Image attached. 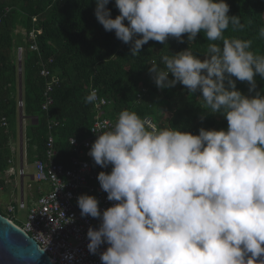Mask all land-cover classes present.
<instances>
[{
  "label": "clouds",
  "instance_id": "clouds-1",
  "mask_svg": "<svg viewBox=\"0 0 264 264\" xmlns=\"http://www.w3.org/2000/svg\"><path fill=\"white\" fill-rule=\"evenodd\" d=\"M109 2L95 0L94 15L132 56L150 40L167 46L170 37L194 42L203 33V59L190 47L168 51L149 73L158 89L179 83L200 92L206 112L221 114L227 128L153 131L124 109L109 130L91 129L88 155L111 165L97 179L115 203L101 212L95 196H78L81 216L100 220L87 231L88 251L107 244L101 264H264V94L255 79H264V54L250 39L225 35L230 25L243 28L226 0H115V18ZM237 80L248 83V95ZM96 101L95 89L84 97Z\"/></svg>",
  "mask_w": 264,
  "mask_h": 264
},
{
  "label": "trees",
  "instance_id": "trees-1",
  "mask_svg": "<svg viewBox=\"0 0 264 264\" xmlns=\"http://www.w3.org/2000/svg\"><path fill=\"white\" fill-rule=\"evenodd\" d=\"M226 2L230 5L229 15H239L243 28L233 31L230 25L225 35L250 39L252 50L264 54V39L259 37V29L264 26V0ZM95 7V0H0V175L8 164V140L15 134L18 115L14 39L19 37L21 44L23 34L16 33L17 27L25 35L33 31L34 38L28 43L36 46L35 51L26 50L21 59V113L36 119L24 135L29 161L42 158L49 131L46 118H50L58 122L50 130L57 151L56 162L66 165L71 153L67 139L84 138L95 117L93 103L84 102L89 87L96 88L99 96L109 102L101 111L107 118L117 120L118 114L128 109L141 118L150 117L157 130L180 127L182 131L198 134L201 127L227 128L221 114L206 112L200 92L190 95L179 83L172 88L158 89L149 73L151 64H159L163 55L188 47L203 59L209 43L203 33H198L194 42L187 41V34L183 43L170 37L168 49L150 40L142 46L141 53L132 56L130 45L117 39L114 31H105L97 21ZM107 7L112 18L119 15L115 0H110ZM41 62L58 79L49 93L52 102L45 113L40 109L45 89V79L39 75ZM255 79L256 91L264 94V79L259 75ZM236 86L245 95L249 94L247 82L237 80ZM90 164L94 169H101L92 158Z\"/></svg>",
  "mask_w": 264,
  "mask_h": 264
},
{
  "label": "built area",
  "instance_id": "built-area-1",
  "mask_svg": "<svg viewBox=\"0 0 264 264\" xmlns=\"http://www.w3.org/2000/svg\"><path fill=\"white\" fill-rule=\"evenodd\" d=\"M22 34V42H24L26 49L22 46L15 48L18 77H21V59L26 50H36L34 44L28 43V40H33L34 32L31 31L27 35ZM39 75L45 79L44 99L40 106L41 111L45 113L52 102L49 93L52 87L57 84L58 79L42 62L40 63ZM93 89L97 92V101L93 103L94 120L84 138L78 140L70 137L67 139L71 153L67 158L66 165L56 162L57 151L54 145V137L50 132L51 128L58 126V122L46 118L49 131L44 141L42 158L35 159L31 164L33 169L31 180L35 183H46L49 186L48 191L28 205L23 200H19L15 205L9 204L6 208L7 214L13 213L15 208L26 210L22 227L16 226L35 241L38 247L46 253L52 264H101L100 253L108 247L107 244H102L96 254H91L88 251L87 231L89 227L98 228L100 220L90 216L82 217L77 203V198L81 194L95 196L99 201L101 212L115 203L107 199V193L101 189L97 179L99 172H110L111 165L100 170L94 169L90 164L91 157L88 155L92 143L97 138V133L109 130L116 122L115 119L107 118L101 114L102 108L109 102L104 97L99 96L96 88L89 87L87 95ZM140 90L144 92V88ZM139 96V94L136 96L137 99ZM17 109L21 112L22 101L19 93ZM142 119L146 121L150 130H157L156 124L150 117ZM2 125H5L4 122ZM7 162L9 163V160ZM16 174L23 177L24 169L20 167ZM9 220L14 224L10 218Z\"/></svg>",
  "mask_w": 264,
  "mask_h": 264
},
{
  "label": "crops",
  "instance_id": "crops-1",
  "mask_svg": "<svg viewBox=\"0 0 264 264\" xmlns=\"http://www.w3.org/2000/svg\"><path fill=\"white\" fill-rule=\"evenodd\" d=\"M35 122H36V119L34 117H25L23 116L21 112L18 111V115L16 118L15 134L14 136H10L8 140V148L10 151V156L8 158L9 163L7 164V167L3 171L2 175H0V180L3 181V186L0 187V193H4L5 191H8L7 187L11 186L14 190L19 189L20 191L19 200H23V201H24L23 179L25 177L28 178L29 183H27L26 187L29 192L28 194L29 199H28L27 205L31 203L32 201H34L41 194L48 191L49 189V186L46 183H35L31 180V174L33 173L31 164L34 160L32 161L28 160L26 141H25L24 135H25V131L27 127L29 125H33ZM20 167H22L25 172L23 177H19L16 174L17 170ZM15 177L17 178V182L15 180ZM6 183H10V185L7 186ZM15 202L16 201L13 200V201L4 203V201L0 197V205H3L5 208H7L9 204H13Z\"/></svg>",
  "mask_w": 264,
  "mask_h": 264
},
{
  "label": "water",
  "instance_id": "water-1",
  "mask_svg": "<svg viewBox=\"0 0 264 264\" xmlns=\"http://www.w3.org/2000/svg\"><path fill=\"white\" fill-rule=\"evenodd\" d=\"M18 78L20 96L21 77ZM0 264L52 263L31 237L0 214Z\"/></svg>",
  "mask_w": 264,
  "mask_h": 264
},
{
  "label": "rangeland",
  "instance_id": "rangeland-1",
  "mask_svg": "<svg viewBox=\"0 0 264 264\" xmlns=\"http://www.w3.org/2000/svg\"><path fill=\"white\" fill-rule=\"evenodd\" d=\"M16 33L21 34V33H23V30L20 27H17ZM14 40H15L14 49L18 45H20L24 49H26L24 42H22L21 44L19 43V37H15ZM15 180L17 182L16 177H15ZM27 183H29V180H28V178L25 177L23 179V184H24L23 194H24V201H25L26 205H27V202L29 199L28 198L29 192H28L27 187H26ZM6 185L7 186L10 185V183H6ZM7 188H8V191H5L4 193H0V197L2 198L4 203L15 200L16 202L13 203L15 205L17 203V200H19L20 191H19V189H16V188H15L16 190H14L11 186L7 187ZM0 213L3 216L10 218L12 220V222L19 227H22V225L25 221V217H26V210H19V209L15 208L13 213L7 214L6 208L3 205H0Z\"/></svg>",
  "mask_w": 264,
  "mask_h": 264
}]
</instances>
